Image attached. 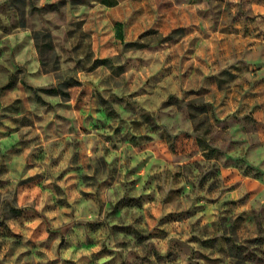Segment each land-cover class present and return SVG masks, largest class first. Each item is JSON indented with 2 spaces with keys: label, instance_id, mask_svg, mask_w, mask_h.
Wrapping results in <instances>:
<instances>
[{
  "label": "clouds",
  "instance_id": "9594fccd",
  "mask_svg": "<svg viewBox=\"0 0 264 264\" xmlns=\"http://www.w3.org/2000/svg\"><path fill=\"white\" fill-rule=\"evenodd\" d=\"M0 264H264V0H0Z\"/></svg>",
  "mask_w": 264,
  "mask_h": 264
}]
</instances>
